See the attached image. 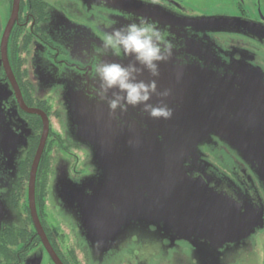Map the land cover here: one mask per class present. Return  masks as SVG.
Instances as JSON below:
<instances>
[{
  "label": "flooded vegetation",
  "instance_id": "af4514ba",
  "mask_svg": "<svg viewBox=\"0 0 264 264\" xmlns=\"http://www.w3.org/2000/svg\"><path fill=\"white\" fill-rule=\"evenodd\" d=\"M79 1L87 3L89 8L106 6L121 15L154 21L166 31L169 41L184 33H194L184 23L187 19L205 18L208 30L196 35L201 36L208 50L213 48L218 52V57L222 53H232L228 54L229 61L231 58L239 60L236 57L239 48L247 54L252 53V60L248 58L250 64L245 66L249 77L244 78L256 85L259 82L255 79L261 75L264 86V0ZM57 3L58 0H0V15L6 14L0 31V170L8 188L4 190L1 187L0 191L5 193V198L0 199L6 201L7 207V213L3 214L0 204V264H27L29 256L42 253L55 264L36 229L29 208V171L41 135L42 120L39 115L28 113L27 108L42 110L49 121L48 136L38 163L33 189L39 226L62 264H92L84 243L69 242V247H63L60 240L63 234L56 233L55 226L48 223L46 214L48 210L62 208L61 200L55 199L51 191L56 169L61 173H69L71 181L91 174L89 155L85 151L80 153L84 147L72 142L65 133L63 109L50 107L46 100L47 96L61 100L62 86H54L56 92L60 91V95L52 92L45 96L42 94L47 90H40L39 94L36 89L35 67L39 61L35 60V54L42 45H36L35 41L46 46V59L51 64H64L65 67H74L82 73L89 70L92 73L91 66H75L60 60V47L41 32V24L50 20V11L56 8L54 5ZM13 10L15 18L7 35L4 55L1 41ZM183 25L187 27L184 32L181 31ZM243 36L250 43L245 42ZM239 77L237 76V86H244ZM259 91L264 100V88ZM244 100L243 105L232 103L229 108L220 107L221 115L236 122V129L241 128L242 134L252 138V141L254 138H264V104L263 107L257 106L249 92ZM16 118L30 130L24 139L18 140L26 142L23 153L17 160L14 150ZM52 124L57 125L56 131ZM51 139H55L56 146L50 148H54V152L50 151V172L45 177L44 162L48 159L47 150ZM196 156V163L185 164L183 171L198 183L194 186L200 191L201 199L192 204L182 201L179 211L177 203L173 204L176 213L173 221L178 225H174L171 230L173 233L193 231L194 236L191 237L194 241L198 240L200 245L210 251L203 255L204 264H264V145H260L258 149L253 146L251 153L241 152L219 136L211 135L209 142L199 148ZM77 165L81 167L77 168ZM92 169L94 170L93 167ZM192 197L196 198V195ZM193 208L200 209V216H197V210H192ZM61 225L68 232L75 235L78 233L74 222H62ZM136 242L137 247L143 245L142 242ZM169 244L191 245L192 241L176 238ZM101 245L95 242L93 246L100 250ZM174 262L187 264L184 257H179Z\"/></svg>",
  "mask_w": 264,
  "mask_h": 264
},
{
  "label": "rangeland",
  "instance_id": "374dc122",
  "mask_svg": "<svg viewBox=\"0 0 264 264\" xmlns=\"http://www.w3.org/2000/svg\"><path fill=\"white\" fill-rule=\"evenodd\" d=\"M58 2L54 5L56 8L50 11V20L41 24V32L60 47L61 54L58 56L60 60L62 59L75 66H91L92 73L90 70L82 73L74 67H65L64 64L58 65L60 67L51 64L50 60L46 59L45 53L48 50L46 46L35 41L36 45H42L37 54H35V60L39 61V64H36L37 66L35 67V70H37V92L40 94V90H47L42 95L47 96L52 92L60 95V91L56 92L54 86H62L61 100H54L48 96L46 100L50 107L63 109L65 119L63 128L65 126V133L68 135L76 134L82 137L88 130L92 140L97 141L95 136L97 128L111 130L112 122L115 123V126L122 128L124 132H126V127L128 126L130 133L131 129L137 125V122H131L130 120H137V118L139 120L141 114L144 113L140 110L142 108L137 107L129 113L119 110L112 113L107 102L101 100L98 95L99 80L95 76L94 69L97 63L103 61L125 65L129 63V58L124 57L123 54L120 57L111 54L100 55L96 49L102 43V36L110 31L111 28L124 26L131 22H138L139 19L136 16L121 15L116 10H109L106 6L89 8L87 7V3L83 4L79 0H58ZM5 20L6 14L4 16L1 14L0 31ZM95 23L99 24V26ZM255 38L258 37L255 36ZM243 39L245 42H249L244 36ZM170 42L173 46L172 56L168 62L160 64V75L158 78H155L158 92L163 93L167 91L168 95L165 97L153 96L150 101L152 104L161 101L167 104L177 98L172 90L174 89L173 86L176 82L175 76L177 73L182 74L186 86L190 87L192 77L199 78L201 82L205 80L202 73L208 72L211 69L209 66L211 64L210 59H202L201 56L202 50L207 47L206 44H203V41L190 40L189 42H181L180 45V38H176ZM229 53H222V56L218 57L221 63L224 64L222 66V73H229L231 70V63L228 60ZM193 55L197 56V58ZM236 57H239V60L232 58L231 60L250 64L248 58H252V53L247 54L239 48ZM168 78L169 80L164 82ZM259 78L263 80L261 75ZM141 79L148 81L153 78L145 71ZM56 126L52 124L54 131L57 130ZM15 127L17 131L15 132L14 150L17 160L23 153L24 142H26H19L18 140L20 138L24 139L30 133V130L28 127L26 129L25 124L18 118H16ZM50 146L52 148L56 144L53 143ZM53 149L51 150L52 152H54ZM84 151L91 157V146L88 148L85 146L84 149L81 148L80 153ZM140 152L142 154L145 151ZM81 158V154H79V159ZM122 165L126 166L125 164ZM79 167L81 166L77 165V168ZM95 167V164L91 165L93 179L99 174L97 167L96 169ZM58 173L59 178L64 177L63 179L67 182L71 180L69 173ZM139 175H141V172ZM82 179L83 176L79 180L74 181V183H80ZM142 181L143 178L141 176L133 177L128 180L130 185L120 188L111 194L109 191H105L104 182L106 183V180L99 181L100 184L97 186V182L94 180L96 184H89H95L96 192L94 194H90L91 192L85 194L83 197L84 204L79 202L75 205L77 208H80V214L78 209L69 207L67 209V206L61 201L62 208L46 212L47 221L51 226H55V231L58 235L63 234L60 240H62L64 248L69 247V242L84 243L88 249V257L92 264H176L174 260L179 257H184L187 264H204L202 262L203 255L210 251L200 245L198 240L194 241L191 237L194 236L193 231L173 233L171 229L174 225L170 224L167 219L161 220L167 211H158L152 202L144 201L141 198L139 185ZM0 184V191L1 187L4 190L8 189L1 170ZM93 185L90 186V189ZM86 190L88 191V188ZM104 195L106 202H104ZM130 195L134 196L128 199ZM4 196L5 193H0V198ZM107 197L111 201L119 199H128L130 201H125L123 210L117 212L115 208L108 210ZM0 204L2 205V213L6 214V201L0 199ZM87 221L91 223L92 228L87 229L90 226L87 224ZM62 222L68 224L74 222L78 228V233L75 235L71 231L68 232V229L61 225ZM101 235L106 236V240H100ZM176 238L192 241V244L170 246L169 242L172 244ZM136 240L142 242L143 245L137 247ZM96 241L103 242L102 245L107 246L104 247L105 250L95 248L93 245ZM34 255L29 256L27 264H52L46 254ZM231 259L235 258L232 257Z\"/></svg>",
  "mask_w": 264,
  "mask_h": 264
},
{
  "label": "water",
  "instance_id": "95a60500",
  "mask_svg": "<svg viewBox=\"0 0 264 264\" xmlns=\"http://www.w3.org/2000/svg\"><path fill=\"white\" fill-rule=\"evenodd\" d=\"M14 18L15 10H13L11 19L7 23L2 36L1 44L4 55L7 35ZM212 22L214 23V21ZM184 23L191 27L194 33L181 35L179 37L180 43L189 42L190 40L203 41L201 36L196 34L208 30L209 25H207L205 18L187 19ZM184 26L181 27L182 32L187 28ZM203 44L205 43L203 42ZM201 56L202 59H210L211 64L209 66L211 69L202 73L205 80L201 82L199 78L192 77L190 87L186 86L181 73L176 74V82L172 90L177 98L167 104L162 102L171 110L172 115L170 118L160 117L154 119L147 112L140 109L144 113L141 114L139 120L138 118L137 120H130L131 122H137L130 133L128 126L126 132H124L122 128L115 126V123L112 122L111 130L97 128V134L95 135L97 141L92 140L88 130L82 137L76 134L68 135L72 142L79 144L81 147H92L89 164H95L99 174L95 179L91 174L83 176L80 183H74L71 180L67 182L63 179L64 177L59 178L58 172L60 171L56 169L51 183L53 197L60 199L67 206V209L68 207L78 209L80 214V208L75 205L79 202L84 204L83 197L85 194L96 192L94 180L97 182L96 186L100 184L99 181L106 180L107 182H104L105 191L113 194L116 190L130 185L129 179L141 176L143 178L139 185L141 198L144 201L152 202L158 211L166 210V215H163L161 220L167 219L170 224L177 226L178 224L173 221L176 215L172 207L173 204L177 203L179 211V205L182 201L192 204L201 199L200 191L194 186L195 183H198L185 175L184 165L193 164L194 161L196 163L199 148L209 142L211 135L219 136L241 152L251 153L253 146L258 149L260 145H264V138H254V141H252V138L242 134L241 128L236 129L234 126L236 122L230 120L224 114L221 115V108H229L232 103L243 105L245 103L244 99L248 97V92L254 98L257 106L263 107L264 100L259 93V90L264 88L263 81L257 77L258 81L257 79L255 81L259 84H252L244 78V76L249 77V73L245 72L246 64L234 62L233 60H230L231 70L229 73H222L224 64L221 63L218 52L213 48L208 50V47H206L202 50ZM195 57L197 58V56ZM237 76H240V81L244 86H237ZM168 80L169 78L164 82ZM227 99H229V102ZM159 103L155 102L153 105ZM132 110H135V108L129 107L127 112L129 113ZM26 111L30 114L39 115L42 120L41 135L29 171L28 189L31 217L52 260L55 264H62L47 243L39 226L33 201L35 175L48 136L49 121L42 110L27 108ZM262 112L264 114V111ZM140 151L145 152L141 154ZM122 164L126 166L124 167ZM140 172L141 175H139ZM88 184L89 186H87ZM92 185L93 187L90 189ZM86 188H88V191ZM192 195H196V198H193ZM133 196L130 195L128 199ZM107 199L108 210L115 208L117 212L123 210L125 201H130L128 199L111 201L108 197ZM104 202H106L105 195ZM192 210H197L196 214L200 216L199 208H193ZM189 214L192 215V212ZM87 224L90 225L87 229L92 228L91 223L87 221ZM100 240H106V236L101 235ZM97 243L102 244L103 242ZM104 247L106 246L101 245L99 249L105 250Z\"/></svg>",
  "mask_w": 264,
  "mask_h": 264
},
{
  "label": "clouds",
  "instance_id": "9594fccd",
  "mask_svg": "<svg viewBox=\"0 0 264 264\" xmlns=\"http://www.w3.org/2000/svg\"><path fill=\"white\" fill-rule=\"evenodd\" d=\"M172 44L166 31L156 22L140 18L120 27H113L102 36V43L96 49L100 55L129 58L127 65L116 62H99L95 66V76L99 80L98 95L106 101L112 113L126 112L129 107L142 108L153 118H170L171 110L162 101L153 105V96L165 97L168 92H158L156 79L160 75L159 66L172 56ZM147 71L153 78L141 79Z\"/></svg>",
  "mask_w": 264,
  "mask_h": 264
},
{
  "label": "trees",
  "instance_id": "16d2710c",
  "mask_svg": "<svg viewBox=\"0 0 264 264\" xmlns=\"http://www.w3.org/2000/svg\"><path fill=\"white\" fill-rule=\"evenodd\" d=\"M53 143H55V139L49 140V145H48V150H47L48 159H46L45 162H44V167H45L44 176L45 177H46V173L48 174L50 172V160H51V158H50V151H51L50 148H51V146L50 145L53 144ZM57 144H59V143H57ZM59 145H61V143Z\"/></svg>",
  "mask_w": 264,
  "mask_h": 264
},
{
  "label": "bare ground",
  "instance_id": "6f19581e",
  "mask_svg": "<svg viewBox=\"0 0 264 264\" xmlns=\"http://www.w3.org/2000/svg\"><path fill=\"white\" fill-rule=\"evenodd\" d=\"M111 238V237H110Z\"/></svg>",
  "mask_w": 264,
  "mask_h": 264
}]
</instances>
